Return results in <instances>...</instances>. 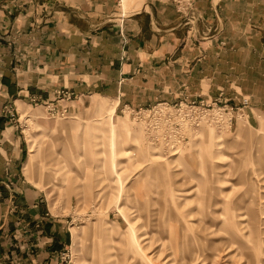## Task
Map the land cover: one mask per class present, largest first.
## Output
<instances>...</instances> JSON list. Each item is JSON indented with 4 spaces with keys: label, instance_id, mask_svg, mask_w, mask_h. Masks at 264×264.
<instances>
[{
    "label": "rangeland",
    "instance_id": "374dc122",
    "mask_svg": "<svg viewBox=\"0 0 264 264\" xmlns=\"http://www.w3.org/2000/svg\"><path fill=\"white\" fill-rule=\"evenodd\" d=\"M115 1L130 14L147 0ZM228 40L242 46L243 38ZM219 41L227 47L226 33ZM230 94L206 100L241 108L228 130L207 123L174 128L157 118L165 127L153 132L149 110L162 101L115 107L111 99L70 105L74 97L65 104L57 97L14 112L28 142L27 184L71 230L59 263L192 264L197 256L193 264H264V119L257 127L244 96ZM8 249L6 264H17Z\"/></svg>",
    "mask_w": 264,
    "mask_h": 264
},
{
    "label": "crops",
    "instance_id": "0c3cea01",
    "mask_svg": "<svg viewBox=\"0 0 264 264\" xmlns=\"http://www.w3.org/2000/svg\"><path fill=\"white\" fill-rule=\"evenodd\" d=\"M224 33L227 47L219 41ZM232 37L243 38L242 46ZM60 89L73 93L70 105L96 97L115 107L231 93L237 101L249 97L248 116L259 127L264 0H195L187 15L162 2L127 14L115 0H0L3 264L6 245L10 263L58 264L70 241V228L53 218L42 191L27 184L28 142L14 113L30 100H55ZM137 92L151 97H134Z\"/></svg>",
    "mask_w": 264,
    "mask_h": 264
},
{
    "label": "built area",
    "instance_id": "2783aa9c",
    "mask_svg": "<svg viewBox=\"0 0 264 264\" xmlns=\"http://www.w3.org/2000/svg\"><path fill=\"white\" fill-rule=\"evenodd\" d=\"M150 2H162L167 4H172L176 9L184 14H189L194 9L195 0H147L144 4H149ZM74 97L73 93L66 90L58 91L59 100L70 101ZM222 99L214 100H190L188 98L182 99L178 104L171 106L168 102L159 103L152 110H149L151 115H149V127L153 132L158 130H163L165 127L164 124H158L153 122L157 118H166L168 123L173 125L174 128H177L178 125L181 127H199L202 124L217 125L220 129H231L235 120L238 117L240 107H235L229 104H223ZM49 110L52 111V114H55V102L49 103ZM242 104L244 107L249 105V98L243 97ZM149 113V114H150ZM237 113V114H236ZM14 117L13 113H11ZM70 114L68 106H65L62 110V115L67 117ZM137 114H142L141 111H137ZM152 118V119H151ZM178 119V122L176 121ZM152 122V124H151ZM160 138L158 137V141ZM172 146L176 145V141L171 142ZM171 146V147H172ZM66 257L63 256L62 260H66ZM0 264L2 260L0 259ZM63 264V263H59Z\"/></svg>",
    "mask_w": 264,
    "mask_h": 264
},
{
    "label": "bare ground",
    "instance_id": "6f19581e",
    "mask_svg": "<svg viewBox=\"0 0 264 264\" xmlns=\"http://www.w3.org/2000/svg\"><path fill=\"white\" fill-rule=\"evenodd\" d=\"M114 106H115V105H114ZM27 170L30 172V168H29L28 165L26 164V171H27ZM237 217H238L239 220H240V218H241V219H244V216L241 215V214H240V215H237ZM239 224L242 225L243 229L247 227V226L243 225L241 222H240ZM247 228H248V227H247ZM198 258H199V257L195 256V258L192 260V262L194 263V261H196ZM170 261H171V258H170V259H167V261H166L165 264H170V263H171ZM172 261H173V260H172ZM173 262H174V261H173ZM193 263H192V264H193ZM155 264H156V263H155Z\"/></svg>",
    "mask_w": 264,
    "mask_h": 264
}]
</instances>
